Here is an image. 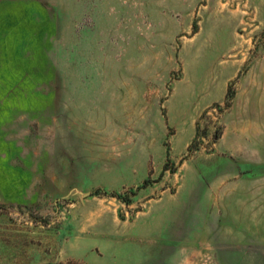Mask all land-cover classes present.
Returning <instances> with one entry per match:
<instances>
[{"label": "rangeland", "instance_id": "obj_1", "mask_svg": "<svg viewBox=\"0 0 264 264\" xmlns=\"http://www.w3.org/2000/svg\"><path fill=\"white\" fill-rule=\"evenodd\" d=\"M0 264H264V0H0Z\"/></svg>", "mask_w": 264, "mask_h": 264}, {"label": "trees", "instance_id": "obj_2", "mask_svg": "<svg viewBox=\"0 0 264 264\" xmlns=\"http://www.w3.org/2000/svg\"><path fill=\"white\" fill-rule=\"evenodd\" d=\"M98 191H100V190H98ZM96 193H99V192H96ZM117 194H114L113 196H116Z\"/></svg>", "mask_w": 264, "mask_h": 264}]
</instances>
